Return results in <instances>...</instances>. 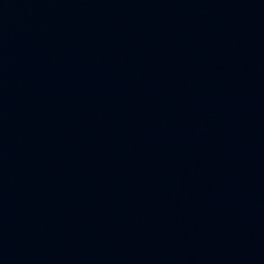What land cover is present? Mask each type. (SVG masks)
I'll return each mask as SVG.
<instances>
[{
  "label": "water",
  "instance_id": "water-1",
  "mask_svg": "<svg viewBox=\"0 0 264 264\" xmlns=\"http://www.w3.org/2000/svg\"><path fill=\"white\" fill-rule=\"evenodd\" d=\"M0 264H264V0H0Z\"/></svg>",
  "mask_w": 264,
  "mask_h": 264
}]
</instances>
